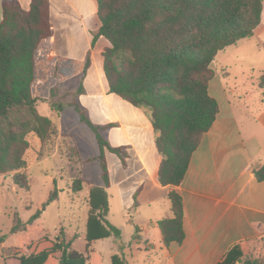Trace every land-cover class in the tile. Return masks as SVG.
Wrapping results in <instances>:
<instances>
[{
    "label": "trees",
    "instance_id": "16d2710c",
    "mask_svg": "<svg viewBox=\"0 0 264 264\" xmlns=\"http://www.w3.org/2000/svg\"><path fill=\"white\" fill-rule=\"evenodd\" d=\"M101 23L97 37L110 46L102 53L108 91L137 108H147L154 131L155 146L162 156L158 182L179 187L185 180L192 157L211 129L220 106L209 88L216 76L213 64L220 52L252 38L262 22L263 0H97ZM0 22V176H10L15 186L29 191L27 155L31 136L45 145L54 143L58 132L53 122L39 114L37 52L41 42L52 36L49 0H31L25 10L19 0H3ZM90 61L86 62L88 67ZM264 89V73L259 79ZM96 135L102 187L92 186L87 221L85 254L72 248L62 229L53 240L46 233L34 240L36 213L24 223L14 215L9 236L16 247L4 257L20 264H102L91 250L94 241L114 237L123 251L126 244L121 231L108 220L109 171L105 151L112 149L97 127L81 114ZM72 161H78L75 147ZM259 182L264 181V165L255 168ZM74 189H83L82 180ZM55 199V195L50 201ZM171 218L158 222L165 246L182 244L185 209L180 193H169ZM0 237L2 245L8 237ZM23 245V247H21ZM112 264H128L115 255ZM220 264H264L248 258L240 245L233 246Z\"/></svg>",
    "mask_w": 264,
    "mask_h": 264
},
{
    "label": "crops",
    "instance_id": "0c3cea01",
    "mask_svg": "<svg viewBox=\"0 0 264 264\" xmlns=\"http://www.w3.org/2000/svg\"><path fill=\"white\" fill-rule=\"evenodd\" d=\"M19 2L30 9L31 0ZM2 5L0 0V22ZM49 18L52 36L37 52L33 89L37 109L39 101H45V117L58 132L56 145H45L47 156H67L75 147L78 161H70L79 168L80 180L93 174L97 183L89 187H102L100 163L94 160L100 148L81 114L99 129L109 146L118 150L105 151L110 179L106 192L107 220L121 236L123 225H135L138 234L131 232L132 243L145 246L141 251L148 256L157 254L159 260L153 264H220L233 246L240 245L246 255L264 241V181L254 173L264 165V110L243 114L248 104L239 108L237 101L229 100L223 81L213 84L216 73L209 92L217 87L226 96V105L223 108L211 94L219 102V114L194 153L185 180L176 188L162 186L158 182L162 156L155 146L158 134L149 110L108 91L102 53L110 44L96 38L101 27L98 1L49 0ZM259 94L264 104V93ZM93 163H98L99 179ZM173 189L183 198L185 240L165 246L158 222L173 216L169 200ZM114 205L121 213L119 223L111 220Z\"/></svg>",
    "mask_w": 264,
    "mask_h": 264
},
{
    "label": "rangeland",
    "instance_id": "374dc122",
    "mask_svg": "<svg viewBox=\"0 0 264 264\" xmlns=\"http://www.w3.org/2000/svg\"><path fill=\"white\" fill-rule=\"evenodd\" d=\"M214 69L217 80L213 84L217 85L218 81H223L229 91V100L233 103L237 101L239 108L242 104H248L244 112L241 110L240 112L243 114L252 112L255 115L264 110V104L260 100L261 94H259L264 93V89L259 86V79L264 73V10L262 22L255 30V35L220 52L214 62ZM41 74L39 73V76ZM211 94L218 98L224 108L226 96L217 87H213ZM38 105L40 114L45 116V101H39ZM53 118L57 122V117ZM30 141L31 149L27 155L30 190H22L15 186L10 176H0V237L9 236L16 213L20 215L24 223H27L36 213L41 212L40 218L34 222L36 229L32 237L34 240L43 233L54 240L64 229L68 240L72 241V248L85 254L86 226L90 212L89 186L97 183V178L93 174L83 177V189L76 191L73 185L80 179L79 168L70 161V156L59 153L54 157H48L50 151L46 150L45 143H41L35 136H31ZM56 142L57 139L50 146H55ZM91 167H95L99 179L98 163L91 164ZM53 195L55 199L50 201ZM120 214L114 205L111 220L119 223ZM122 232L121 240L126 244L123 251L119 250V244L114 237L92 243L91 250L102 258V264H112L115 255L124 258L128 264L158 262L157 254L148 256L141 251L145 246L139 248L137 244L132 243L134 239L131 238V232L135 236L138 234L135 225H128V227L123 225ZM16 246L15 236H9L0 245V264H20L16 260L4 259ZM246 255L248 258L264 261V241L255 244Z\"/></svg>",
    "mask_w": 264,
    "mask_h": 264
}]
</instances>
